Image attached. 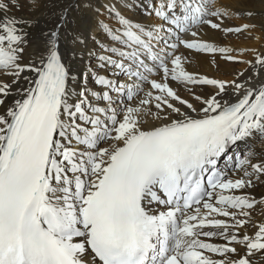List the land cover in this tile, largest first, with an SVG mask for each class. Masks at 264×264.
<instances>
[{
    "label": "snow or ice",
    "instance_id": "1",
    "mask_svg": "<svg viewBox=\"0 0 264 264\" xmlns=\"http://www.w3.org/2000/svg\"><path fill=\"white\" fill-rule=\"evenodd\" d=\"M212 2L45 0L52 26L24 65L26 29L40 20L15 16L19 0H0V71L16 85L33 74L15 90L0 81V264H264V222L241 231L264 207L244 191L264 183L250 143L264 142V53L232 55L203 39L254 27L226 26L229 12ZM133 8L151 23L125 14ZM87 11L107 22H97L104 38L91 37L77 90L60 46L69 36L85 44L67 26ZM200 54L248 67L230 80L190 72ZM239 143L242 157L232 152ZM222 159L238 171L219 168Z\"/></svg>",
    "mask_w": 264,
    "mask_h": 264
},
{
    "label": "bare ground",
    "instance_id": "2",
    "mask_svg": "<svg viewBox=\"0 0 264 264\" xmlns=\"http://www.w3.org/2000/svg\"><path fill=\"white\" fill-rule=\"evenodd\" d=\"M45 0H37L36 7L33 8L32 5L29 4L28 0H19L20 9L17 10L15 8L11 9V12L17 16L24 19H28L30 21L35 22L36 20H40V24L36 25L33 23V27L30 29H26L29 32L28 43L24 45L25 51L23 53V58L21 63L24 65L29 64L37 59L40 54L42 43L40 39V30L42 28L51 27V17L48 16V12L44 7ZM129 2H134V0H129ZM211 10L222 9L226 10L230 14V19H225L224 24L226 26H242L244 24L254 25V27H250L245 32L240 34H229L224 36L221 32L215 30H207L206 34H203V39L211 40L216 42L219 46H227L230 48H234L235 51L232 55H239L242 49H255L257 52L264 53V0H213L210 5ZM125 11V9H122ZM244 13V12H253L254 15L251 17L240 15L236 16L233 13ZM125 14L128 15L133 20L142 22V23H151L150 18L143 8H133L130 11H125ZM70 19L73 23H70L68 27V31L72 34L80 33L85 38V44H75L71 40V36H69L66 40L61 41L60 52L63 57V62L66 64L67 70L69 72L70 79L68 84L74 88L79 90V85L83 80V73L85 71L86 63L89 58L87 56L88 50H95V43L91 39L93 35L97 37V39H103V33L99 30L98 20H107L105 16H97L95 12L87 11L82 15H77L76 13H72ZM110 19V18H109ZM47 20V23H45ZM73 53H76L74 56ZM243 59L252 60L254 59L253 53L250 51L244 52ZM212 57L210 55H195L190 57V63L187 65V68L190 72H197L202 75H207L211 78H217L221 80H230L236 76V73L244 70L248 67L246 64L236 63L232 61H227L220 58V54H216V63H211ZM93 65H95V60L91 61ZM24 76L32 77L33 74L29 71H24L21 73V80L19 84H12L14 77L10 75H6L3 71H0V81L11 84L12 88L15 90L17 86L24 88L27 87V82L23 81ZM71 77H75V81L71 79ZM174 88H177L179 94L181 96L187 97L190 100L192 97L187 92L183 86H178L175 83L172 84ZM89 87L93 89H98L99 86L95 85L91 78H89ZM204 91L210 90L208 86H203ZM195 91L200 92L199 88L195 89ZM13 97H9L6 101L7 103H11ZM120 103L123 105L128 103L125 97H120ZM250 143L255 145V151L260 153L258 158L264 159V142L253 140ZM232 152L238 153L243 156L246 152V145L244 143H239ZM231 154V153H230ZM235 160L228 162V167L226 168L225 160L221 161V165L223 169L229 172L230 175L238 171L233 166L235 164ZM244 191L251 193L257 200L261 197H264V183H257L255 187L245 189ZM227 219V218H222ZM264 222V207L261 205H257L256 208L252 211V223L245 225V228L241 231H247L249 235L253 234L255 229L253 228V224H259ZM217 242L219 238H213Z\"/></svg>",
    "mask_w": 264,
    "mask_h": 264
}]
</instances>
